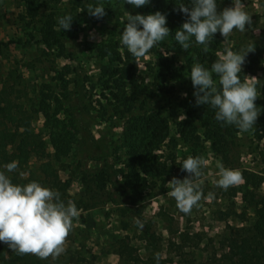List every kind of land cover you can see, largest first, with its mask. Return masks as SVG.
<instances>
[{
    "label": "rangeland",
    "instance_id": "374dc122",
    "mask_svg": "<svg viewBox=\"0 0 264 264\" xmlns=\"http://www.w3.org/2000/svg\"><path fill=\"white\" fill-rule=\"evenodd\" d=\"M114 1L56 0L49 8L39 4L31 21L24 0H0V41H18L1 46L0 87L15 84L11 97L22 104L25 122L43 141L44 149L33 152L25 165L6 174L14 184L38 181L57 192L65 204L74 202L78 208L80 215L74 218L66 237L65 252L54 259V264H214L226 251L224 245L232 230L254 224L255 203L264 204V116H258L247 132L230 125V135L227 141L221 139L219 147L205 139L202 130L198 140L179 137L167 106L170 100L184 97L188 76L179 75L199 63L195 56L198 46L193 41L187 50L169 48L167 42L155 46L174 62L180 70L177 74L159 68L153 48L142 57L127 59L120 33L129 14L141 13L127 3L112 6ZM242 2L252 17L251 25L246 24L245 32L234 29L226 40L217 32L209 40L216 50L209 48L216 51L217 59L226 47L253 50L246 57L240 78L255 85L259 111L264 109V0ZM98 4L105 8L100 19L88 12ZM229 6L231 0H218V11ZM51 12L57 31L58 17H74L60 44L43 42L42 21ZM100 44L106 49L113 45L122 61L133 63L136 80L129 89H138L140 97L148 95L152 105L169 117V135L156 151L165 169L158 176L135 174L124 185L123 176L116 170L125 169V148H119L124 119H118L116 102L101 94L103 70L113 65L114 54L102 56L97 49ZM99 96L103 108L96 102ZM81 119L83 133L90 132L99 141L105 160L93 157L83 145L78 126ZM56 135L68 142V149L57 153L51 147V137ZM189 156H199L205 164L201 177L193 181L202 193L201 200L185 214L177 208L167 183L173 177L183 180L188 176L181 164ZM46 163L48 174L43 171ZM220 163L239 170L242 181L227 190L218 187ZM115 171L114 186L95 187L98 175L110 173L113 177ZM63 181H68L64 189ZM137 219L143 223L142 229ZM125 246L140 259L138 262L125 254Z\"/></svg>",
    "mask_w": 264,
    "mask_h": 264
},
{
    "label": "trees",
    "instance_id": "16d2710c",
    "mask_svg": "<svg viewBox=\"0 0 264 264\" xmlns=\"http://www.w3.org/2000/svg\"><path fill=\"white\" fill-rule=\"evenodd\" d=\"M55 1L24 0L31 14V21L35 19V15L37 14L36 8L39 4L43 8H49L50 4ZM117 3H125V0H115L111 5L115 6ZM180 4L190 7L191 0H151L145 6L139 8L133 7L142 15L151 14L156 11L166 14V26L169 28L170 33L157 45H163L167 42V47L179 49L180 45L175 40V31L181 27L187 18L185 14L179 11L178 5ZM63 15L65 14L61 16ZM42 22L41 33L45 36L43 42L47 45L60 44L66 31L64 32L60 28L59 31L55 29L56 20L54 19V12H51L49 17L47 16ZM192 41L197 44L194 37ZM13 42L18 41H0V51L2 45H8ZM105 46V44H100L97 49L101 52L102 56H105L109 52L113 53L114 57L112 61L114 63L103 70L104 77L99 85L102 96L111 97L116 102L115 106L119 108L118 119H124V127L119 136L121 140L119 148H125V169L119 168L116 170L123 176L124 185H128L130 180L133 179L131 177L135 174L143 173L150 176H158L161 172L165 171L164 165H161L158 161L156 151L160 149L161 144L169 135L170 121L167 114H164L162 110L152 105L148 95L140 97L141 94L138 92V89H129L128 85L134 83L136 80V69L133 63L127 65L122 61L120 51L115 50L113 45H110L112 49H106ZM197 46L195 56L199 59V64L210 69L212 63L217 60L216 51L210 49L214 48V45L209 41L206 50L205 45L197 44ZM153 49L161 70H166L171 74L179 73L180 70L175 67L173 61H169L167 57L163 56L160 51L155 49V46ZM124 53L127 59L133 56L127 49ZM190 70L191 67L179 75L188 76L187 96L179 98L176 101L170 100L167 106L170 110V116L173 118L171 119V123L175 126L178 136L184 140H198L200 138L198 133L202 130L204 138L211 140L212 145L219 147L221 139L227 141V136L231 132L230 125H222L221 122L217 121L215 119V109L210 105L197 106L195 104ZM11 74L15 78L14 72ZM173 79L175 80V77ZM213 79L216 81L217 87H219V78L213 74ZM14 88V83L0 87V171L6 170L5 166L13 161L17 162V168L22 167L28 162L33 152L42 153L44 150L43 141L38 140L37 135L29 130L25 122L26 114L22 104L16 102L11 97V92ZM147 91L150 94L153 93L152 89H147ZM261 92L264 94V83ZM96 102L103 108L100 96L96 99ZM259 116H264V109L261 108ZM83 122V119H81L78 125L81 130V137L83 136V145L91 152L93 157L105 160V154L99 141L90 132H87V134L83 133ZM51 145L57 153L59 150H65V147L66 149L69 147L68 142L59 137V135L51 137ZM43 171L45 174H48V163L44 165ZM105 176L103 177L102 174L97 176L96 188L107 187V184L115 185L116 171L113 177L110 173H106ZM89 182V188L92 189L91 184L95 182V179ZM67 184L68 181H63L62 188L64 189ZM124 209H128L127 205L124 206ZM255 214L254 224L239 226L232 230L224 245L226 251L221 254L220 258L216 259L214 264H264L263 203H255ZM123 250L125 254L128 253L130 255L134 262L140 260L138 257L132 255L129 246H125ZM0 264H54V258L51 255L42 259L31 253L19 254L9 249L7 244L0 243Z\"/></svg>",
    "mask_w": 264,
    "mask_h": 264
},
{
    "label": "clouds",
    "instance_id": "9594fccd",
    "mask_svg": "<svg viewBox=\"0 0 264 264\" xmlns=\"http://www.w3.org/2000/svg\"><path fill=\"white\" fill-rule=\"evenodd\" d=\"M151 0H125L136 8L149 4ZM179 11L186 15L181 27L175 31V40L182 49L191 46L192 38L205 45L217 32L226 40L233 30L246 31L252 17L245 11L242 0H231V6L218 11V0H191V6L180 4ZM97 19L105 15L102 4L88 9ZM73 21L71 14L57 18L60 29L67 31ZM127 23L120 33V43L134 56L142 57L170 33L166 26V14L156 11L142 15L129 14ZM251 48L232 50L225 48L211 68L197 63L191 67L190 79L194 89L195 104L210 105L215 109V119L222 125H234L241 132L251 129L260 112L255 103L256 87L240 78L242 66ZM215 74L219 87L213 79ZM187 96V93L183 94ZM205 161L199 156H189L181 164L182 171L188 173L183 180L173 177L167 184L177 208L188 214L201 200L202 193L193 183L202 175ZM6 171H0V243L19 254L31 253L44 259L50 255L55 259L65 252L64 242L72 228L74 218L80 215L74 202L65 204L59 194L38 181L24 185L14 184L6 172L17 169V162L8 163ZM218 187L227 190L239 184L242 175L239 170L217 165ZM140 229L143 223L137 219Z\"/></svg>",
    "mask_w": 264,
    "mask_h": 264
}]
</instances>
